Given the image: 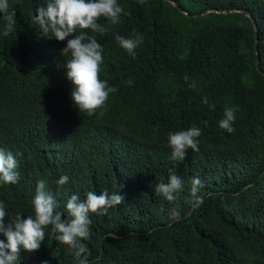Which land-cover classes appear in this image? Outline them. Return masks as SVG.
<instances>
[{"label": "trees", "instance_id": "trees-1", "mask_svg": "<svg viewBox=\"0 0 264 264\" xmlns=\"http://www.w3.org/2000/svg\"><path fill=\"white\" fill-rule=\"evenodd\" d=\"M48 2L9 0L16 24L7 36L0 17V148L15 155L20 176L0 185L6 223L34 216L43 179L62 219L74 194L125 197L89 215L80 243L90 264H264V0H117L118 24L101 17L105 34L85 30L103 48L100 79L115 89L92 116L71 100L67 40L36 23ZM117 34L143 37L134 56ZM226 108L236 109L232 133L219 127ZM192 126L202 133L199 151L173 160L168 134ZM170 170L184 182L173 201L155 193ZM44 231L20 264H79L51 226Z\"/></svg>", "mask_w": 264, "mask_h": 264}, {"label": "clouds", "instance_id": "clouds-1", "mask_svg": "<svg viewBox=\"0 0 264 264\" xmlns=\"http://www.w3.org/2000/svg\"><path fill=\"white\" fill-rule=\"evenodd\" d=\"M144 0H139L143 4ZM123 9L117 0H49L46 7L37 9L36 23L39 24L44 33H51L57 41L67 40L66 47L62 53L70 54V59L65 64L66 79L71 84V100L79 112L88 116L94 115L98 109H102L108 100L109 93L115 91L109 87L107 81L101 80L100 65L103 63V48L97 42L94 35H87L85 30L101 35L108 28L98 24L97 21L103 17L110 25L120 22ZM0 17L7 23L4 35L7 36L16 24L15 11H9V0H0ZM79 30V34L77 33ZM116 42L129 55L135 54V49L143 42L139 34L135 38H125L121 35L115 36ZM188 81V77H185ZM130 83V81H129ZM194 88L195 82L189 84ZM202 103L214 109V104H209L207 97ZM235 108H226L219 127L229 133L235 131ZM201 130L192 126L186 130L170 132L168 134V145L172 149L173 160L185 159L186 152L199 151L198 137ZM18 162L11 151L0 148V185L16 184L19 173L16 171ZM68 176L63 175L57 181L63 186L68 182ZM191 193L194 197V206L202 202L197 195L201 181L199 177L191 181ZM183 180L176 175L175 170H170L169 182L156 185L155 193L163 195L168 201L176 199L175 194L182 190ZM86 199L81 200L74 194L66 203V210L70 219H62L63 213L56 211L54 196L47 190V182L43 179L37 181L36 194L33 199L34 216L23 218L17 213L11 222L6 223V208L0 202V234L6 238L0 240V264H20V253L35 252L39 249L41 242L45 239L44 229L51 226L56 240L74 250V255L79 264H90L87 259L86 248L80 243L81 240L89 238L90 214L106 215L108 210L122 203L125 199L120 193L109 195L107 191L97 195L93 191L86 194ZM178 215L173 210V216ZM83 255V258H81Z\"/></svg>", "mask_w": 264, "mask_h": 264}, {"label": "water", "instance_id": "water-1", "mask_svg": "<svg viewBox=\"0 0 264 264\" xmlns=\"http://www.w3.org/2000/svg\"><path fill=\"white\" fill-rule=\"evenodd\" d=\"M246 15L249 16V14H247V13H246ZM250 19H251V21H252L253 28H254V41L256 42V32H255L256 23L254 22V18H252L251 16H250ZM254 48H255V54H256V45H255V44H254ZM256 58H257V57H256Z\"/></svg>", "mask_w": 264, "mask_h": 264}]
</instances>
